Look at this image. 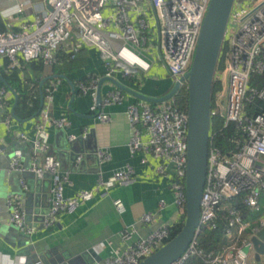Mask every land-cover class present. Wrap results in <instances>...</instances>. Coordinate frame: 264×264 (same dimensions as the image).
I'll return each mask as SVG.
<instances>
[{"label":"built area","instance_id":"1","mask_svg":"<svg viewBox=\"0 0 264 264\" xmlns=\"http://www.w3.org/2000/svg\"><path fill=\"white\" fill-rule=\"evenodd\" d=\"M210 2L48 0L50 8L36 16L33 22L22 24L19 31H3L0 27V67L4 58L8 59V68L11 69L17 67L21 59L27 62L42 60L53 65L58 61L61 47L76 39L69 47L72 57L82 45L97 47L104 59L106 77H112L117 71H122L125 76H134L140 69L148 71L151 67L137 48L159 38L162 58L175 85L191 68ZM25 6L26 3H20L18 10L23 11ZM149 9L155 16L148 14ZM239 12L236 19L242 24L229 23L230 27L228 24L226 50L221 53L223 62L219 63L215 74V81H225L226 85L216 92L212 116L219 114L224 122L220 131L211 133L199 233L186 252L172 264H188L195 258L199 259V264H254L250 258L253 262L264 261V253L258 251L256 243L263 241L258 234L264 230V83L259 80L260 84L256 83L259 87L251 85L253 76H264V0H256L252 8ZM185 83L187 81L182 82L181 87ZM79 86L83 93L97 90L98 79L92 78ZM10 98L8 89L1 87L0 107L8 108ZM173 98L157 107L150 104L129 106L132 126L130 149L133 154L142 153V164L150 166L153 163L157 176L169 179L173 202L184 213L187 204L189 115L188 111L179 109ZM123 99L121 91L111 90L101 103L95 98L92 110L97 112L99 121L109 122L110 115L102 108ZM12 121L8 113L4 122L9 128ZM34 124L33 135L17 132V139L29 144L32 154L30 165L24 164L23 153L17 149L9 168L22 175L30 173L37 179L50 175V206L43 220V225L50 228L59 221L61 214L73 213L81 202L92 199L94 191L83 190L72 197L65 195L69 174L62 172L60 160L51 153L48 125L62 129L69 124L68 119L52 116L49 108L43 106L40 120ZM228 130L232 146L223 150L215 138L225 136ZM70 139L74 140L76 136L71 135ZM98 156L105 162L111 158V153L107 148L100 149ZM81 159L82 156L78 160ZM135 180V170L128 166L114 172L107 180L100 179L99 187L103 186L107 192L117 184ZM20 183L24 191L29 189L26 179H21ZM237 198H241L242 205L234 202ZM7 202L11 209V223L24 234H32L35 225L28 220L23 195L10 193ZM114 204L119 212L124 211L121 199H116ZM166 206V200H160L159 210ZM157 214L148 212L140 222L151 223ZM221 225L227 243L219 252H206L199 246L200 233L203 229H219ZM129 233L126 231L124 236ZM170 233V225H162L121 254L95 264H138L163 246ZM102 247L100 244L99 249ZM35 264L44 263L39 259Z\"/></svg>","mask_w":264,"mask_h":264},{"label":"crops","instance_id":"2","mask_svg":"<svg viewBox=\"0 0 264 264\" xmlns=\"http://www.w3.org/2000/svg\"><path fill=\"white\" fill-rule=\"evenodd\" d=\"M23 2L26 6L20 12L19 4ZM48 8V0H0V27L3 31H19L22 24L33 22ZM154 41L148 49L149 57L142 55L151 63L150 69H140L134 76H125L122 71H117L112 77H106L104 59L97 47L82 45L71 58L69 47L76 39L58 51L55 69L46 63L20 60L14 69L20 76V84L17 82V85L38 96L41 106H47L52 116L65 117L69 121L62 129L48 125L51 153L60 160L62 172L69 174L65 195L72 197L83 190H92L94 195L92 199L81 202L73 213L61 214L54 226L45 227L44 214L50 206L52 187L50 175L37 179L9 168L17 149L23 153L24 164L30 165L32 154L29 144L20 142L17 132L33 135L34 122L40 120V114L34 120L18 121L8 112L9 106L0 107V264H32L38 259L44 264H91L95 261L89 253L91 248L103 259L112 257L162 225L172 226L181 220L183 213L173 202L169 179L157 176L153 163L150 166L142 164V153L133 154L130 149L132 126L129 106L150 104L157 107L162 103L147 101L137 94L161 98L174 85L167 67L158 62L161 48L160 45L153 47ZM92 78L98 79V85L103 81L102 99L111 90H119L124 95L122 102L102 108L110 115L109 122L99 121L97 112L92 110L97 90L83 93L80 89V83L89 82ZM1 87L8 89L11 98L15 99V106L18 101L16 91L5 86L0 78ZM8 113L13 119L10 128L4 122ZM71 135L76 139L71 140ZM105 148L110 151L111 158L102 162L98 151ZM80 156L82 159L78 160ZM128 166L135 170V181L117 184L107 192L103 186L99 187L100 179L107 180L114 172ZM21 179L27 180V191L23 190ZM15 192L23 195L28 220L35 225L32 234L20 235L21 230L10 221L11 209L7 198ZM116 199L122 200L123 212L115 207ZM162 199L166 200L167 206L159 210ZM148 212H158L156 219L148 224L141 223L140 218ZM126 231L130 233L125 237ZM100 244H103L101 249ZM20 246L28 247L25 253H19Z\"/></svg>","mask_w":264,"mask_h":264},{"label":"water","instance_id":"3","mask_svg":"<svg viewBox=\"0 0 264 264\" xmlns=\"http://www.w3.org/2000/svg\"><path fill=\"white\" fill-rule=\"evenodd\" d=\"M235 1L211 0L203 20L191 68L181 80L175 83L168 94L161 98H151L137 94L147 101L163 102L177 93L182 82L187 81L188 83L189 129L185 222L176 236L138 264L174 263L186 252L199 233L201 203L208 171L215 74L220 62L223 43ZM102 82L99 83L97 89L98 103L102 101ZM26 176L33 175L27 173ZM13 230H16V227H13ZM261 233L264 236V230ZM19 234L24 235L22 231H19ZM256 243L258 244V251L264 253V241H257ZM27 249L26 246H20L19 253L23 254ZM245 251L248 252V248H245ZM89 253L95 258L96 262L103 260V257L94 248H91ZM257 259H260L259 254ZM95 261L91 264H95ZM35 262L32 264H35ZM84 264L90 263L85 262Z\"/></svg>","mask_w":264,"mask_h":264},{"label":"trees","instance_id":"4","mask_svg":"<svg viewBox=\"0 0 264 264\" xmlns=\"http://www.w3.org/2000/svg\"><path fill=\"white\" fill-rule=\"evenodd\" d=\"M223 50L224 51L226 50V45L223 47L222 51ZM69 56L72 58L71 53H69ZM222 61H221V64H222ZM37 62H41L42 65H45V62L42 60H39ZM8 64H9V61L8 59L5 58L4 64L2 65H3V68H5L7 71L1 68L0 78L5 86L7 87L9 86L11 89L15 90L16 93L18 94V101L15 106H14L15 99L13 97L9 99L8 112L12 113L15 116L16 120L18 121L19 120L22 121L23 119H33L34 120L40 114L41 109H42L40 99L38 96L32 95L26 88H21L17 85V82H19L20 84L19 71L17 69L14 70L16 67L13 69L8 68ZM55 65H58V63L53 64L51 66H53L55 69ZM260 80H262V82L264 83V76H261ZM183 86L177 91V93L174 96H177L180 94L179 99H177L176 97V99L178 100L177 106L181 110L188 111V98H189L188 85L184 89H183ZM214 87H215V83H214ZM169 92H167L166 94H168ZM213 92H214V88H213ZM211 133L213 134L214 130H212ZM229 135H230V131L228 130L225 136L220 135V136H216L215 138V142L219 146H221L223 150H228L232 146L229 140ZM234 202L236 204L242 205L241 198L235 199ZM185 217H186V212L183 213L182 218L179 222L170 226L171 233H170V236L165 240L164 244L170 241L174 236H176L181 231L184 225V222H185ZM198 239H199V246L202 249H204L206 252H211V251L219 252L223 249V247L227 243V236L223 232L222 225L219 229H216V230L203 229ZM189 264H199V259L197 258L192 259V261Z\"/></svg>","mask_w":264,"mask_h":264},{"label":"rangeland","instance_id":"5","mask_svg":"<svg viewBox=\"0 0 264 264\" xmlns=\"http://www.w3.org/2000/svg\"><path fill=\"white\" fill-rule=\"evenodd\" d=\"M256 3V0H236L235 1V4H234V8H233V12H232V14H231V18H230V21H229V23H236L237 25H240V24H242V21H240V20H237L238 18H239V15H238V13L240 14V12L239 11H244V10H248L249 8H252L253 6H254V4ZM237 9H239V11H237ZM148 14H150V16L152 17V16H155V14H154V11L152 10V9H149V13ZM237 18V19H236ZM229 27H230V24H229ZM227 30H229V29H227ZM149 31H150V29H149ZM226 39H227V36L225 37V41H224V43H223V47L226 45ZM228 43V42H227ZM160 45V48H161V50H160V56H158L157 57V59H158V62L163 66V65H165V61L163 60V58H162V55H163V49H162V45H161V43H160V40H159V38H157L156 39V41H154V45H153V47H156V48H158V46ZM136 47V46H135ZM134 47V48H135ZM150 47H151V42H149V44L147 45V46H144V47H141V48H137L138 49V51H140L141 52V54L143 55V56H146V57H149V54H151L150 53ZM135 48V49H136ZM149 49V50H148ZM149 51V52H148ZM222 60L220 59V62H221ZM219 62V63H220ZM223 62V61H222ZM166 66V65H165ZM261 79V76H258V75H256V76H253V78H252V81H251V85L252 86H255V87H259L258 85L260 84L258 81ZM258 82V85L256 84ZM184 86H183V89L184 88H186V86L188 85L187 83H185V84H183ZM225 81H218V80H216V82H215V87H214V94H213V107L212 108H215V98H216V92H218V90L219 89H224L225 88ZM174 98L173 99H175V101L178 103V100L177 99H179L180 98V94L179 95H177V96H173ZM176 97H177V99H176ZM214 110V109H213ZM223 122H224V120H223V117L222 116H220L219 114L217 115V116H213L212 117V126H211V131L212 130H215V131H220L222 128H223ZM203 235H204V233H203ZM258 238H260L261 240H263L264 241V236L262 235V233H259L258 234ZM250 260V262L251 263H254V264H264V261L263 262H253V260H252V258H250L249 259ZM192 261V260H191ZM190 261V262H191ZM189 262V263H190ZM188 263V264H189Z\"/></svg>","mask_w":264,"mask_h":264}]
</instances>
